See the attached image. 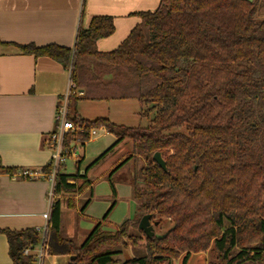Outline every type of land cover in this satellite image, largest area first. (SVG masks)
Wrapping results in <instances>:
<instances>
[{
  "label": "trees",
  "instance_id": "1",
  "mask_svg": "<svg viewBox=\"0 0 264 264\" xmlns=\"http://www.w3.org/2000/svg\"><path fill=\"white\" fill-rule=\"evenodd\" d=\"M257 10L249 0H161L156 10L139 13L140 23L111 51L97 42L114 33L112 16H95L80 28L74 47L18 45L71 68L68 116L84 125L82 139L104 127L116 144L133 142V154L111 175L144 159L131 178L135 218L115 231L98 223L78 245L62 233L63 200L56 198L46 254L75 256L74 264H174L181 256L189 264L192 254L210 251V264H264V20L256 19ZM111 99H136L147 126L78 115L80 100ZM156 151L166 170L153 159ZM73 177L84 179L58 173L57 195L89 183L77 187L68 182ZM144 214L154 227L164 219L172 225L148 237L138 227ZM0 232L14 264H35L25 248L41 242L37 229ZM143 238V253L120 261L129 242L137 246Z\"/></svg>",
  "mask_w": 264,
  "mask_h": 264
},
{
  "label": "crops",
  "instance_id": "2",
  "mask_svg": "<svg viewBox=\"0 0 264 264\" xmlns=\"http://www.w3.org/2000/svg\"><path fill=\"white\" fill-rule=\"evenodd\" d=\"M160 1L0 0V228H34L41 237L45 230L47 235L49 219L45 214H50L52 208L49 200L51 151L48 140L56 127L58 106L71 82V71L62 63L49 56L24 53L18 45L33 43L38 46L57 44L74 47L80 28H87L95 16H112L114 33L97 42L99 50L111 51L119 47L140 23L139 13L156 10ZM131 100H80L77 112L87 120L106 117L116 124L126 125L118 120L127 116L126 103ZM89 108L98 113L93 117L87 115ZM136 112L139 114L140 108ZM101 130V151L86 163V145ZM117 140L115 134L100 127L82 147L76 146V151L69 153L61 166L60 172L80 173L89 182L81 190L55 196V199L63 200L62 233L78 245L85 242L98 223L106 231L119 228L122 223H113L109 218L118 204L120 191L127 199L135 201L131 178L136 159L127 161L113 175L110 174L134 152L132 141L125 139L116 144ZM68 142L72 143L71 137ZM130 163L133 165L130 178H124L122 181L126 186L123 190L119 189L116 179L122 176ZM24 169L38 172V175L24 176L20 173ZM102 177L108 180L112 194L96 193V185ZM84 179L73 177L68 182L78 187ZM114 200L116 205L105 218ZM135 208L137 214L136 202ZM41 243L42 238L39 244L26 248H30V254L35 257ZM9 249L7 235L0 232V264H14ZM73 260L69 254L45 253L40 264H74ZM35 264L39 263L35 261Z\"/></svg>",
  "mask_w": 264,
  "mask_h": 264
},
{
  "label": "rangeland",
  "instance_id": "3",
  "mask_svg": "<svg viewBox=\"0 0 264 264\" xmlns=\"http://www.w3.org/2000/svg\"><path fill=\"white\" fill-rule=\"evenodd\" d=\"M253 1L258 2V10L256 13V19L258 21L264 20V0H253ZM126 104H127L126 110H127L128 114L126 117L120 118L121 120H118V121L121 123H124L126 125H129V126H147L148 120L145 118H141L140 115L137 114V112H136L140 108L138 101L133 99L131 101H128V103H126ZM86 111H87L86 114L91 115L92 117H93V115L95 116L96 113H98L97 111H94V108L93 109L89 108V111L88 110H86ZM92 112L94 114H92ZM123 115H124V113H123ZM102 133H103L102 130L98 131L97 137L86 145V150H87L86 163H88L93 157H95L98 153H100V151H101L100 147H101V144L103 142L102 141L103 136H101ZM128 140H130V139H128ZM143 162H144V159L138 157V159L136 160L135 170L138 167H141ZM131 164L132 163H130L128 166H126L125 171L123 173H121L122 176L118 177L116 179V185L119 189L123 190V188L126 186L122 180L124 178H126V179L130 178V173L132 172L131 167H133V165H131ZM103 165H104V163H103ZM98 170H100V169H98ZM96 193L112 194L111 193V186H110L107 179L102 177L98 180V183L96 185ZM123 194L121 193V191L119 192V195L117 196L118 204L115 207V209L113 210V212L111 213V216L109 218L113 223H117V224L123 223L127 219H133L136 217L135 201H133L132 199H127ZM113 198H114V195H113ZM137 217H138V215H137ZM171 225L172 224H171L169 219H164V221L161 225L155 226L156 234H162L168 228H170ZM145 241H146L145 238H143L138 243L137 246H135L134 244L129 242V246L123 250V253L121 255L118 256L120 261L127 260L133 256L141 255L144 251ZM212 260H213V257H212V254L210 253V251L203 252V253H196V254H192V256L189 260V264H210V262ZM174 264H182V256L175 259Z\"/></svg>",
  "mask_w": 264,
  "mask_h": 264
},
{
  "label": "built area",
  "instance_id": "4",
  "mask_svg": "<svg viewBox=\"0 0 264 264\" xmlns=\"http://www.w3.org/2000/svg\"><path fill=\"white\" fill-rule=\"evenodd\" d=\"M71 71V68H70ZM74 82L71 78L70 88L66 93L63 100L60 102L57 110L56 116V127L54 131L50 134L48 145L51 151V156L49 160V165L51 167L48 176L51 180V188L49 192L50 203L53 204L56 196V183L57 176L60 172L61 166L65 162L69 153L76 151V149L86 142V140L81 138V134L84 132V125L81 122H74L68 116V106H69V97L72 93L74 87ZM98 128H91L89 132V138L96 134ZM71 137L72 143L68 142V138ZM69 143V144H68ZM78 146V147H76ZM76 148V149H75ZM24 176H35L38 175V172L30 171L24 169L20 172ZM47 219H50L49 212L45 214ZM46 230L44 236L42 237V243L39 249L38 254L34 257V260L39 264L42 261L43 256L45 255V239H46ZM30 248L25 249V254H30Z\"/></svg>",
  "mask_w": 264,
  "mask_h": 264
},
{
  "label": "water",
  "instance_id": "5",
  "mask_svg": "<svg viewBox=\"0 0 264 264\" xmlns=\"http://www.w3.org/2000/svg\"><path fill=\"white\" fill-rule=\"evenodd\" d=\"M249 1H253V0H249ZM153 159L162 167L166 170V161L164 160L161 152L156 151L153 154ZM157 224V222H156ZM139 229L144 231V233L148 236V237H153L155 235V227L154 224H152L151 222V215L150 214H144L142 216V218L140 219L139 225H138ZM72 259H75V256H72Z\"/></svg>",
  "mask_w": 264,
  "mask_h": 264
}]
</instances>
